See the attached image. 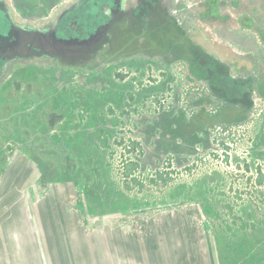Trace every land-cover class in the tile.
Returning <instances> with one entry per match:
<instances>
[{"label":"rangeland","instance_id":"374dc122","mask_svg":"<svg viewBox=\"0 0 264 264\" xmlns=\"http://www.w3.org/2000/svg\"><path fill=\"white\" fill-rule=\"evenodd\" d=\"M6 1L15 22L40 27L71 0ZM173 8L189 52L136 34L125 47L97 48L84 65L15 62L21 87L43 74L46 89L0 94L15 120L34 105L28 123L0 129V151H30L47 178L75 184L84 222L196 202L214 264H264V0ZM193 54L213 62L201 66ZM218 89L242 98L228 101ZM49 113L60 115L53 127ZM22 130L30 138L18 143Z\"/></svg>","mask_w":264,"mask_h":264},{"label":"crops","instance_id":"0c3cea01","mask_svg":"<svg viewBox=\"0 0 264 264\" xmlns=\"http://www.w3.org/2000/svg\"><path fill=\"white\" fill-rule=\"evenodd\" d=\"M21 160L0 175V264H214L199 203L87 223L75 184Z\"/></svg>","mask_w":264,"mask_h":264},{"label":"flooded vegetation","instance_id":"af4514ba","mask_svg":"<svg viewBox=\"0 0 264 264\" xmlns=\"http://www.w3.org/2000/svg\"><path fill=\"white\" fill-rule=\"evenodd\" d=\"M178 0H71L63 5L46 26H34L15 22L13 12L6 0H0V83L9 81L10 86L0 87L1 95L12 94L11 89L24 94L34 92L41 94L46 89L45 78L37 75L36 85L30 79L13 80L15 62L26 63L31 60L50 59L63 65H84L93 59L97 48L105 46L123 47L131 42L133 35H144L148 40L165 45L159 38L167 37L168 47L182 53L191 50L184 47L181 39H177L174 29L182 26L176 21L173 4ZM179 38V37H178ZM164 41V40H163ZM130 45V44H129ZM194 55V54H193ZM196 63L205 66L212 62L210 57H193ZM192 62V61H191ZM209 63V64H210ZM208 64V65H209ZM207 81H210L207 78ZM1 85V84H0ZM41 85V86H39ZM42 87V88H41ZM10 89V90H9ZM43 109V106L39 105ZM12 107V106H11ZM11 107H0V129L20 128L21 123H28L30 107L24 106L15 120V110ZM5 108V110H3ZM3 111V112H2ZM4 113V116L2 115ZM43 115L45 111L41 112ZM27 114V115H26ZM26 115V116H25ZM47 116V115H46ZM46 122L53 127L60 115L48 114ZM25 117V118H24ZM17 123L15 126L14 124ZM45 123V121H44ZM30 130H22L17 134L18 143L29 140ZM13 133V131H12ZM11 134V140L14 139ZM8 132H6V138ZM1 152V151H0ZM22 159L40 174V185L46 183L47 174L35 158V154L16 149L12 144L0 153V175ZM22 164V163H21ZM206 212V211H205Z\"/></svg>","mask_w":264,"mask_h":264},{"label":"trees","instance_id":"16d2710c","mask_svg":"<svg viewBox=\"0 0 264 264\" xmlns=\"http://www.w3.org/2000/svg\"><path fill=\"white\" fill-rule=\"evenodd\" d=\"M212 62H213V61H212ZM214 64H215V62H214ZM215 65L217 66V71H218V72H216L215 74H218V75L222 76V75H221V71L218 70L219 64L217 65V63H216ZM211 74H212V73H209V76H211ZM209 76H208L207 78L210 80ZM215 93L220 94V95H221L220 97H223V98H225V99L228 100V101H237V102H238V101L241 100V98H242V97H238V96H236V95H231V94L229 93L228 90L223 91L222 89H218V90H216ZM242 94H243V97H245V96L247 95V93H242ZM48 179L51 180V178H49V177L47 178V180H48ZM53 181H54V180H53Z\"/></svg>","mask_w":264,"mask_h":264}]
</instances>
